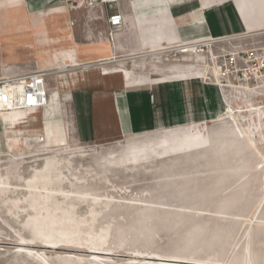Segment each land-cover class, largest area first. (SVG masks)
Instances as JSON below:
<instances>
[{
	"label": "rangeland",
	"instance_id": "374dc122",
	"mask_svg": "<svg viewBox=\"0 0 264 264\" xmlns=\"http://www.w3.org/2000/svg\"><path fill=\"white\" fill-rule=\"evenodd\" d=\"M3 11L0 77L55 67L45 53L51 33H37L35 45L13 32L7 40ZM250 38V48L264 46V35ZM202 57L159 53L138 72L171 80L179 67L204 73ZM221 89L212 112L204 106L186 123L100 143L76 133L78 140L60 142L66 112L50 124L40 109L27 111L19 124L18 112L0 113V264H251L247 242L253 264H264V228L257 224L261 211L264 216V198L257 210L264 132L258 148L246 142L245 100H233L238 90ZM246 119L255 130L252 117ZM20 125L53 132L47 141ZM198 126L210 141L181 139Z\"/></svg>",
	"mask_w": 264,
	"mask_h": 264
},
{
	"label": "crops",
	"instance_id": "0c3cea01",
	"mask_svg": "<svg viewBox=\"0 0 264 264\" xmlns=\"http://www.w3.org/2000/svg\"><path fill=\"white\" fill-rule=\"evenodd\" d=\"M117 7L126 19L112 41L106 20L111 7L100 12L86 8L84 0H0L9 15L7 40L13 32L35 45L37 33H51L45 53L55 64L49 70H58L48 78L49 103L39 111L48 124L55 114L67 116L60 142L76 135L86 142L117 141L129 133L186 123L204 106L212 112L215 85L197 77H156L138 68L149 58L153 65L159 50L181 42L264 35V0H119ZM25 113H16L18 124ZM20 126L47 141L53 132L49 126L46 132L41 125Z\"/></svg>",
	"mask_w": 264,
	"mask_h": 264
},
{
	"label": "built area",
	"instance_id": "2783aa9c",
	"mask_svg": "<svg viewBox=\"0 0 264 264\" xmlns=\"http://www.w3.org/2000/svg\"><path fill=\"white\" fill-rule=\"evenodd\" d=\"M118 3L119 0H84V5L88 9H98L102 12L104 8H112L106 18L108 25L107 38L112 41L123 28L126 19L125 15L118 9ZM252 36H254L252 33H242L208 37L204 40L197 39L181 42L179 46H185L189 43L199 46L210 41L214 46L215 52H217L216 58L220 62L222 82L224 84H227L229 79H231L237 82L242 81L257 85L259 81L264 80V46L250 48L248 41ZM208 52L211 62L214 63L212 51L208 49ZM50 75V70L36 69L5 77L1 76L0 110L35 111L45 108L48 105L50 96L48 88ZM213 77L211 72L207 84L219 86L221 89L222 85L215 83ZM226 88L232 90L233 87L227 86ZM230 90H227L228 95L231 94ZM221 91L223 92L222 89Z\"/></svg>",
	"mask_w": 264,
	"mask_h": 264
},
{
	"label": "bare ground",
	"instance_id": "6f19581e",
	"mask_svg": "<svg viewBox=\"0 0 264 264\" xmlns=\"http://www.w3.org/2000/svg\"><path fill=\"white\" fill-rule=\"evenodd\" d=\"M0 11H1V9H0ZM203 46H205V47H203ZM207 47H208L209 51H212V56L214 58V63H212L211 60H210L211 57H210V54L208 52ZM183 48H185V49H183ZM173 50H176L177 52H180V53H192V54H195V55H198V56H200L201 54L204 55V57H202L203 60H201V61H203L204 65H205L204 66V73H202V71H200V72L199 71H196V72L191 71V72H188V73H180V74H178L176 76L187 77L190 74L191 77H192L193 73H196V74H194L195 76H198L199 78L204 79L205 82L207 83V81L209 80V77L211 76V72H212L213 76H214L213 77L214 82L217 83L218 85H222L221 88L224 89L226 92H227V90L228 91L230 90V88H228V89L226 88L227 86L228 87H233L232 90H230V91H235L236 92L238 90L236 95L233 97V100L236 99V101H238V102H241V101L243 102L245 100V107L243 106V109H242V111H245V133L242 131V135H243V137H245V141L246 142H248L250 145L258 148V143L256 141L257 136H258V134H260V136H261V130L264 132V128H263V126H264V124H263L264 123V80L259 81V83L257 85H252L250 83H245V82H242V81L237 82V81H233V80L229 79L228 83L224 84L222 82V75H221L222 72H221V69H220V62L216 58L217 57V52H215L214 46L212 45V42H210V41H207V42L204 43V45H199V46L189 43V44H187L185 46H179L178 45L176 47H171V48H167V49L165 48V49L159 50V53H168V52H172ZM51 73H54V70H51ZM243 91H245V98H244V95H243ZM48 103H49V100H48ZM20 111H24V110L3 111L1 109L0 113L9 114V113L20 112ZM229 112L233 114V108H230ZM246 117H252V121L251 122H252V125L254 126L255 130L247 129V127H246V120H247ZM203 121L204 120H202V122ZM202 122H198V123H202ZM207 138H206V135L204 133V130L201 129V127H199V126L196 127L193 130L189 129L188 131H185L181 135V139L183 141H185V142L196 141V143L198 141L199 144H201L202 141L207 140ZM209 141H210V139H209ZM258 165H259V169H264V165H261V162ZM263 198H264V196L258 201L257 210L260 209L261 204L263 202ZM261 215H262V211L260 212V216L257 217L258 218L257 224L260 227L264 228V216L263 215L261 216ZM146 218H147V216H146ZM199 230L200 229H198V231ZM210 242H211V240H210ZM246 244H247V246L245 248L249 252H247L248 253L247 261H246V259H245V261L246 262H250L251 264H253V261H252L253 255H252V251L250 252V243L248 244V242H247ZM247 253H246V255H247Z\"/></svg>",
	"mask_w": 264,
	"mask_h": 264
}]
</instances>
